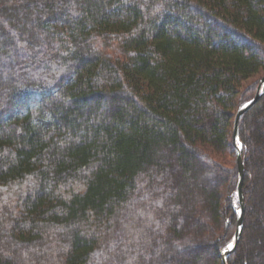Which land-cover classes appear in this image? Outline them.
Masks as SVG:
<instances>
[{
  "label": "trees",
  "instance_id": "trees-1",
  "mask_svg": "<svg viewBox=\"0 0 264 264\" xmlns=\"http://www.w3.org/2000/svg\"><path fill=\"white\" fill-rule=\"evenodd\" d=\"M263 75L264 0H0V264H221ZM238 137L264 264V88Z\"/></svg>",
  "mask_w": 264,
  "mask_h": 264
},
{
  "label": "water",
  "instance_id": "water-1",
  "mask_svg": "<svg viewBox=\"0 0 264 264\" xmlns=\"http://www.w3.org/2000/svg\"><path fill=\"white\" fill-rule=\"evenodd\" d=\"M264 88V75L261 77L254 97L244 104L242 107L238 108L232 122V137L231 142L235 154V163L237 168V186L235 191V198L238 206V210L236 212L237 220L235 232L231 241V244L228 248L221 252V264H227V258L235 251L237 244L239 242V238L242 231L243 226V214H244V196H243V178H244V164L241 156V144L237 145V141L239 142L238 137V125L239 120L261 97L262 90ZM240 143V142H239Z\"/></svg>",
  "mask_w": 264,
  "mask_h": 264
},
{
  "label": "rangeland",
  "instance_id": "rangeland-1",
  "mask_svg": "<svg viewBox=\"0 0 264 264\" xmlns=\"http://www.w3.org/2000/svg\"><path fill=\"white\" fill-rule=\"evenodd\" d=\"M257 79H258V77H256V78H254V80H249L247 83L249 84V83H254V82H256L257 81ZM240 144V143H239ZM236 203V202H235Z\"/></svg>",
  "mask_w": 264,
  "mask_h": 264
},
{
  "label": "bare ground",
  "instance_id": "bare-ground-1",
  "mask_svg": "<svg viewBox=\"0 0 264 264\" xmlns=\"http://www.w3.org/2000/svg\"><path fill=\"white\" fill-rule=\"evenodd\" d=\"M237 145L239 146V142L237 141Z\"/></svg>",
  "mask_w": 264,
  "mask_h": 264
}]
</instances>
